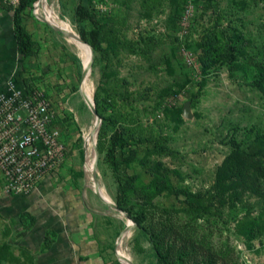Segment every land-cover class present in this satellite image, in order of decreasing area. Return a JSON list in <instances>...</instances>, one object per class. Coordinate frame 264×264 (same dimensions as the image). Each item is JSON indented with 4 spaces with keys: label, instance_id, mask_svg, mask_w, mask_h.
<instances>
[{
    "label": "rangeland",
    "instance_id": "374dc122",
    "mask_svg": "<svg viewBox=\"0 0 264 264\" xmlns=\"http://www.w3.org/2000/svg\"><path fill=\"white\" fill-rule=\"evenodd\" d=\"M39 1L22 12L37 50L23 56L19 0H0V99L48 96L68 154L38 189L0 193V264H123L125 232L133 264H264V0H46L88 40L98 30L95 49L79 33L101 118L93 177L117 208L85 170L81 58Z\"/></svg>",
    "mask_w": 264,
    "mask_h": 264
},
{
    "label": "built area",
    "instance_id": "2783aa9c",
    "mask_svg": "<svg viewBox=\"0 0 264 264\" xmlns=\"http://www.w3.org/2000/svg\"><path fill=\"white\" fill-rule=\"evenodd\" d=\"M67 154L48 96L23 87L0 99V193L38 189L59 171Z\"/></svg>",
    "mask_w": 264,
    "mask_h": 264
},
{
    "label": "bare ground",
    "instance_id": "6f19581e",
    "mask_svg": "<svg viewBox=\"0 0 264 264\" xmlns=\"http://www.w3.org/2000/svg\"><path fill=\"white\" fill-rule=\"evenodd\" d=\"M37 6L41 8V10L43 11L42 19L49 22L51 26L55 27L56 29L61 30L65 34L68 42L77 50L81 58L83 71L85 74L84 82L82 85V95L85 102L92 110L94 106L93 91L95 88V82L93 79L94 55L91 48L81 40L79 33L75 29V27L68 20L61 18L62 16L60 17L59 14L53 8V6L48 4L46 0L39 1ZM98 127H99V120L95 116L91 125H89L85 129V133H84L85 153H86L85 170L88 173V176L90 177L89 179L92 180V183L90 184H92L94 190L105 199L107 204L109 203L114 207L115 205L113 203V200L110 198V196L107 193L104 192V190L100 186H98L95 178L93 177V172L95 171V165H96V156H97L95 143L97 139ZM128 236H129V232H125L119 242V251L123 264H133L130 255L123 247V242Z\"/></svg>",
    "mask_w": 264,
    "mask_h": 264
},
{
    "label": "trees",
    "instance_id": "16d2710c",
    "mask_svg": "<svg viewBox=\"0 0 264 264\" xmlns=\"http://www.w3.org/2000/svg\"><path fill=\"white\" fill-rule=\"evenodd\" d=\"M29 2L30 0H19L18 6L13 10L14 37L17 42V50L23 56H34L37 53V50L35 48V41L31 38L29 32L26 30L22 22V12L27 8ZM76 14L81 19L89 20L94 25V27L98 25L96 15L80 3L76 8ZM79 33L82 40L87 41L95 49L96 44L98 42V30L92 29L90 31V40L87 39V34L84 29H79ZM111 142L116 148H123L125 146V142L122 136L117 135V131H114L112 133ZM133 153L134 150H130L129 154Z\"/></svg>",
    "mask_w": 264,
    "mask_h": 264
},
{
    "label": "water",
    "instance_id": "95a60500",
    "mask_svg": "<svg viewBox=\"0 0 264 264\" xmlns=\"http://www.w3.org/2000/svg\"><path fill=\"white\" fill-rule=\"evenodd\" d=\"M84 42H85L86 44H88V45L92 48V46H91L87 41L84 40ZM92 49H93V48H92ZM92 111H93V113L95 114V116L97 117V119L99 120V124H100V122H101V118L98 116V114H97V110L95 109L94 106H93ZM183 115H184L185 117H191V111H190V107H189L188 104L185 105V107H184V109H183ZM98 128H99V127H98ZM98 128H97V131H98ZM114 205H115V207L117 208L116 204H114Z\"/></svg>",
    "mask_w": 264,
    "mask_h": 264
},
{
    "label": "crops",
    "instance_id": "0c3cea01",
    "mask_svg": "<svg viewBox=\"0 0 264 264\" xmlns=\"http://www.w3.org/2000/svg\"><path fill=\"white\" fill-rule=\"evenodd\" d=\"M46 179H47V178H46ZM44 180H45V179H44ZM44 180H43V182H44ZM43 182H42V183H43ZM40 186H41V185H40Z\"/></svg>",
    "mask_w": 264,
    "mask_h": 264
}]
</instances>
